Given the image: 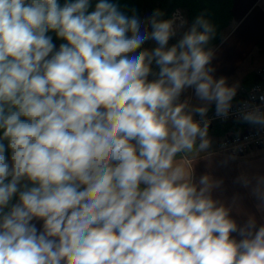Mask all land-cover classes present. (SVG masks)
Instances as JSON below:
<instances>
[{"label": "clouds", "instance_id": "1", "mask_svg": "<svg viewBox=\"0 0 264 264\" xmlns=\"http://www.w3.org/2000/svg\"><path fill=\"white\" fill-rule=\"evenodd\" d=\"M163 17L0 0V264H264V224L177 161L210 146L207 113L227 118L238 85L214 77L203 16Z\"/></svg>", "mask_w": 264, "mask_h": 264}, {"label": "crops", "instance_id": "2", "mask_svg": "<svg viewBox=\"0 0 264 264\" xmlns=\"http://www.w3.org/2000/svg\"><path fill=\"white\" fill-rule=\"evenodd\" d=\"M232 12L223 39L211 48L214 52L211 66L215 69L214 77H226L229 86L240 88L248 86L259 66L264 65V52L256 46L264 35V0H233ZM191 95L189 90L181 100ZM190 102L197 103L194 98ZM223 130L222 125L210 127L207 136L210 146L204 151L180 154L177 161L191 171L194 183L198 184L204 175L210 178L211 196L230 210L238 225L254 220L260 226L264 224V146L232 155L218 147Z\"/></svg>", "mask_w": 264, "mask_h": 264}, {"label": "built area", "instance_id": "3", "mask_svg": "<svg viewBox=\"0 0 264 264\" xmlns=\"http://www.w3.org/2000/svg\"><path fill=\"white\" fill-rule=\"evenodd\" d=\"M177 12L182 16L179 8H175L171 18ZM255 73L257 78L248 86L237 88L227 118L217 117L214 107L207 113L209 128L216 125L224 127L218 147L232 155H241L254 147L264 146V125H254L243 120L245 113L255 112L257 108L264 115V101L261 100L264 97V65L259 66ZM195 118L200 119L199 116Z\"/></svg>", "mask_w": 264, "mask_h": 264}, {"label": "trees", "instance_id": "4", "mask_svg": "<svg viewBox=\"0 0 264 264\" xmlns=\"http://www.w3.org/2000/svg\"><path fill=\"white\" fill-rule=\"evenodd\" d=\"M232 1L233 0H121L122 7L133 8L139 11V15L143 9L150 13L154 9H161L164 12V19H169L171 12L175 8H180L191 26L197 16H203L215 30V36L210 41L208 47L211 49L217 45L225 35V29L232 19ZM179 39L174 37L169 41L173 44ZM257 48L264 52V35L256 42ZM255 73V79H256ZM254 79V80H255Z\"/></svg>", "mask_w": 264, "mask_h": 264}, {"label": "rangeland", "instance_id": "5", "mask_svg": "<svg viewBox=\"0 0 264 264\" xmlns=\"http://www.w3.org/2000/svg\"><path fill=\"white\" fill-rule=\"evenodd\" d=\"M179 10H180V12H181V14H182V17H183L185 20H187L186 17H185V15H184V12H183L180 8H179ZM150 14H151V13H150L148 10L143 9V10L141 11V13H140V16H141V18H143V17H146V16H148V15H150ZM171 16H172V12H171ZM171 16H170V18H171ZM187 27H190L188 21H187V25L185 26V28H187ZM177 36H179V34H178Z\"/></svg>", "mask_w": 264, "mask_h": 264}]
</instances>
